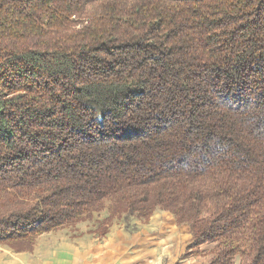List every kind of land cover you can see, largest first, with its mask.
<instances>
[{"label":"trees","instance_id":"obj_1","mask_svg":"<svg viewBox=\"0 0 264 264\" xmlns=\"http://www.w3.org/2000/svg\"><path fill=\"white\" fill-rule=\"evenodd\" d=\"M157 211L264 264V0H0V244Z\"/></svg>","mask_w":264,"mask_h":264},{"label":"crops","instance_id":"obj_2","mask_svg":"<svg viewBox=\"0 0 264 264\" xmlns=\"http://www.w3.org/2000/svg\"><path fill=\"white\" fill-rule=\"evenodd\" d=\"M87 223L40 235L31 251L16 252L0 244V264H211L214 245L185 257L193 243L190 228L170 212L157 211L128 229L115 221L101 238ZM205 260V261H204ZM207 260V261H206ZM232 264H239L235 259Z\"/></svg>","mask_w":264,"mask_h":264},{"label":"rangeland","instance_id":"obj_3","mask_svg":"<svg viewBox=\"0 0 264 264\" xmlns=\"http://www.w3.org/2000/svg\"><path fill=\"white\" fill-rule=\"evenodd\" d=\"M108 215V213L105 211V212H102V214H100V215H96V220H98V219H101L102 217H105V216H107ZM93 222L94 221H87V224H85L87 227H86V229L85 230H87V229H93V228H95L96 226L93 224ZM97 222V221H96ZM118 222H120V223H122V224H125V222L123 221V220H121V221H118ZM134 223V222H133ZM132 223V224H133ZM205 261V260H204ZM207 261V260H206Z\"/></svg>","mask_w":264,"mask_h":264}]
</instances>
